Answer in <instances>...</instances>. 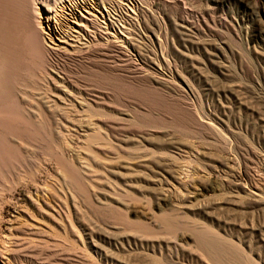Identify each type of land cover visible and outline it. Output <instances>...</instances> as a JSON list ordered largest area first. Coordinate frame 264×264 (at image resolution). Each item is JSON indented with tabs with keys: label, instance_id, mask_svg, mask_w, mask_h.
Listing matches in <instances>:
<instances>
[{
	"label": "rangeland",
	"instance_id": "374dc122",
	"mask_svg": "<svg viewBox=\"0 0 264 264\" xmlns=\"http://www.w3.org/2000/svg\"><path fill=\"white\" fill-rule=\"evenodd\" d=\"M85 1L6 87L0 264H264V0Z\"/></svg>",
	"mask_w": 264,
	"mask_h": 264
},
{
	"label": "bare ground",
	"instance_id": "6f19581e",
	"mask_svg": "<svg viewBox=\"0 0 264 264\" xmlns=\"http://www.w3.org/2000/svg\"><path fill=\"white\" fill-rule=\"evenodd\" d=\"M25 1H28V3H29V0H24V3H25ZM66 1L68 3L69 2L71 3L72 0H52L51 2H50V0H42V4H40V6H35V10H34L36 12L35 16H36V18H40L42 15V18H43L42 26H44V28H45L44 30L40 29V27H39V26H41V21H40L41 19L33 20V21H35L36 25H38V26H35V25H33V27L31 26L32 29L30 31L28 30L29 32H27L26 35L23 34L20 38L17 36L12 37V36L5 35L3 33V31L1 30V26H0V126L1 127L7 128V129H11L13 127V125H12V122H13L12 117L13 116H11V111H10L11 107H10L8 101H6L4 98L5 97L4 95H6L8 93V92L5 93L6 87L9 84L11 85V82H14L13 81L14 79L16 80L18 73L21 71V69H23V67L25 65L24 63H28L30 65V71L32 68L37 67L40 65V63H42V59L44 57V54L45 53L47 54V52L51 51L52 48L54 47V46H51L50 44H49V46H50L49 48L44 46V44H45L44 40H47L48 42H50V43L52 42L54 44H55V41H57L59 43L63 42L62 40L64 39L65 33H66L65 28H69V29L70 28L71 29L77 28V29H79L80 27H83V25L85 23L87 24V22L88 23H95L96 22L97 16H95L94 11L97 12L98 9L94 5H89L88 3H86L85 0H80V5H81L80 9H77L75 12L74 11L72 12L73 17L72 16L71 17L73 18V21H67V20L59 19L58 17H60L61 14H59L60 16H58L57 12L59 10L63 9V7L65 6V4L63 2H66ZM101 1H103V0H101ZM32 2L33 1H31V5H32ZM96 2L98 3L100 1L96 0ZM28 3L26 2L25 4H28ZM36 3H37V1H36ZM32 7H33V5H32ZM74 7H77V6H74ZM25 8H27V7H25ZM91 8H93V10H91ZM25 10L28 11V8ZM72 10H74V8H72ZM60 12H62V11H60ZM30 13H31V11H30ZM24 14H25V12H24ZM26 15H29V13ZM26 17H28V16H26ZM26 19L27 18H25L23 21L26 22L25 21ZM29 19H30V17H29ZM0 20L3 21L2 16H0ZM24 24H23V28L26 30L27 27H24ZM30 25H29V28H30ZM42 26H41V28H43ZM20 27H21V24L18 28L20 29ZM95 28H96V26H95ZM97 31H99V30H97ZM43 32L45 33L44 35H42ZM74 32H76V30ZM18 33H19V31H18ZM55 36H57V37L55 38ZM94 37H96V36H94ZM59 43H58V45L57 44H55V45L59 46L60 45ZM46 44H48V43L46 42ZM109 45H110V43H109ZM61 47L63 49V46H60L57 48L54 47L53 49H55V50L57 49V51L59 52L58 48L61 49ZM23 48L25 49L24 51H26L25 53L23 52ZM64 50H65V48H64ZM72 50H73V48H72ZM54 55H56V54L54 53ZM41 72H43V71H41ZM17 80H18V78H17ZM50 80H52V79H50ZM18 82H20V80H18ZM13 85H14V83H13ZM15 85H17V83ZM11 87L14 88V86H12V85H11ZM10 94L11 93L9 92L8 95L10 96ZM7 100H9V98H7ZM5 157H6L5 152L0 147V160L5 158Z\"/></svg>",
	"mask_w": 264,
	"mask_h": 264
}]
</instances>
